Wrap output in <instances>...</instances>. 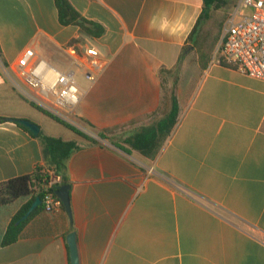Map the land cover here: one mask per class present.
Wrapping results in <instances>:
<instances>
[{"label":"crops","instance_id":"1","mask_svg":"<svg viewBox=\"0 0 264 264\" xmlns=\"http://www.w3.org/2000/svg\"><path fill=\"white\" fill-rule=\"evenodd\" d=\"M68 2L97 34L63 25L55 0H0V185L52 168L40 134L17 119L80 146L68 162L71 216L62 205L39 209L2 246L31 196L0 204V264H71L72 232L79 264H264V81L215 60L223 33L203 45L200 24L189 39L204 0ZM88 47L100 71L90 70ZM29 48L75 72L77 119L108 145L18 91L2 64L15 67ZM173 93L176 124L146 156L126 140L163 119Z\"/></svg>","mask_w":264,"mask_h":264},{"label":"built area","instance_id":"2","mask_svg":"<svg viewBox=\"0 0 264 264\" xmlns=\"http://www.w3.org/2000/svg\"><path fill=\"white\" fill-rule=\"evenodd\" d=\"M92 72L100 71L104 64L99 51L88 47L85 51ZM218 63H225L241 73L264 81V0H238L228 14L222 44L215 57ZM6 74L12 79L18 91L41 111L74 127L97 143L106 144L92 129L78 121L76 109L81 102L82 90L74 71H62L45 58L38 56L33 48L24 51L15 67ZM92 72L86 73L88 80H94ZM49 175L43 191L42 204L47 212L62 205L56 189L63 185V176L55 169H44Z\"/></svg>","mask_w":264,"mask_h":264},{"label":"trees","instance_id":"3","mask_svg":"<svg viewBox=\"0 0 264 264\" xmlns=\"http://www.w3.org/2000/svg\"><path fill=\"white\" fill-rule=\"evenodd\" d=\"M55 1L59 11L60 21L63 25H76L88 35L94 36L97 34V26L83 19L71 6L68 0ZM228 1L229 0H204V12L189 39L191 40L193 38V35L198 31L202 20L208 17V11L212 7L219 9L225 6ZM170 98V109L163 119L158 121L153 127L145 129L144 131L135 134L126 140L130 146L139 150L146 156L155 157L162 142L165 140L166 136L170 134L176 124L179 114V103L174 93ZM47 115L75 130L80 135L85 137L89 143H97L94 139L87 137L74 127L60 121L50 114ZM5 120L7 119L0 118V122ZM100 136L102 138H107L103 133H100ZM39 138L43 142L44 152L47 160L55 169L56 173L63 176V185H70V180L68 177V162L72 154L78 150L80 146L75 141H65L61 138L43 135L42 132L40 133ZM44 169L45 168L42 166H37L33 173L9 179L0 185L1 205H9L17 201L19 198L31 196V200L26 203L13 217L1 241L2 246L10 245L16 242L19 239L23 227L28 222V220L35 214V212H37V210L44 208V204H41L31 213L28 219L22 220L19 224H17V222L21 220L25 213L29 210L35 199L37 197H43V191L45 190L49 179V175L44 172ZM57 198L60 199L58 196ZM62 206L64 207L63 203Z\"/></svg>","mask_w":264,"mask_h":264},{"label":"water","instance_id":"4","mask_svg":"<svg viewBox=\"0 0 264 264\" xmlns=\"http://www.w3.org/2000/svg\"><path fill=\"white\" fill-rule=\"evenodd\" d=\"M17 122L23 127L27 128L35 136H38L41 132L40 126L28 119H17ZM56 194L60 198L61 202L64 204L65 208L71 216L70 185H62L60 187H57ZM41 204V197H37L29 208V210L25 213L22 219L17 222V224H19L22 220L28 219L31 213ZM68 243L70 246L71 264H79L78 246L75 232H72L68 236Z\"/></svg>","mask_w":264,"mask_h":264},{"label":"rangeland","instance_id":"5","mask_svg":"<svg viewBox=\"0 0 264 264\" xmlns=\"http://www.w3.org/2000/svg\"><path fill=\"white\" fill-rule=\"evenodd\" d=\"M238 0H229L227 4L219 9L211 8L208 17L202 20L200 31L205 35L203 45H208L215 37L223 33L228 14Z\"/></svg>","mask_w":264,"mask_h":264}]
</instances>
